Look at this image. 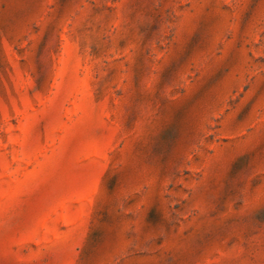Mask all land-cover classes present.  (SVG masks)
<instances>
[{
  "label": "rangeland",
  "instance_id": "374dc122",
  "mask_svg": "<svg viewBox=\"0 0 264 264\" xmlns=\"http://www.w3.org/2000/svg\"><path fill=\"white\" fill-rule=\"evenodd\" d=\"M0 264H264V0H0Z\"/></svg>",
  "mask_w": 264,
  "mask_h": 264
}]
</instances>
